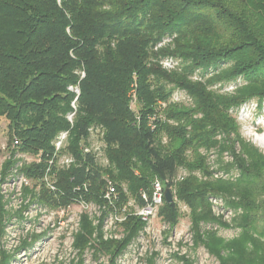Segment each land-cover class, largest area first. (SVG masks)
<instances>
[{
    "label": "trees",
    "instance_id": "obj_1",
    "mask_svg": "<svg viewBox=\"0 0 264 264\" xmlns=\"http://www.w3.org/2000/svg\"><path fill=\"white\" fill-rule=\"evenodd\" d=\"M168 58L179 71L162 69ZM196 72L209 77L192 81ZM219 83L234 89H209ZM69 86L80 90L72 127L65 118L74 99ZM168 87L184 91L192 107L168 103ZM252 100L264 102V0H0V117L8 144L17 138L22 152L48 153L55 135L69 130L76 152L88 127L102 126L115 172L96 171L86 156L80 170L60 175L65 197L99 204L103 175L131 195L154 177L167 180L178 204L164 203L158 217L173 230L179 204L187 207L193 246L218 264H264V155L241 138L233 115ZM211 156L217 172L236 177L213 180ZM182 169L200 178L175 181ZM29 171L23 169L27 177ZM84 183L88 190L71 193ZM211 197L240 212L230 241L203 229L228 227L214 217ZM41 199L49 196L43 191ZM2 207L0 199V215ZM120 226L121 239L98 233L92 240L95 229L83 215L75 247L113 264L144 224L131 217Z\"/></svg>",
    "mask_w": 264,
    "mask_h": 264
},
{
    "label": "rangeland",
    "instance_id": "obj_2",
    "mask_svg": "<svg viewBox=\"0 0 264 264\" xmlns=\"http://www.w3.org/2000/svg\"><path fill=\"white\" fill-rule=\"evenodd\" d=\"M167 44L165 42L164 45ZM160 65L167 72L173 70L177 72L180 67L179 64L174 69L166 70L161 63ZM195 74L196 77L191 78L192 81H200L201 77L205 79L209 77L197 72ZM220 86L219 83L209 89L216 90V92L217 90L218 92L230 91L229 85ZM167 90L171 92L168 103L175 104L181 109L192 107V100L184 91L175 87H168ZM135 100V97L131 99V107L134 111L137 110ZM164 108V106L161 107V111H164ZM233 115L239 125L241 138L264 155V142L259 140L260 137H264V102L248 101L234 110ZM159 116L160 113L157 117ZM12 148V144L7 142V122L0 117V199L3 206V213L0 215V264H76L80 260L83 264H111L108 257H101L95 261V256L89 248L80 252L75 247V238L81 232L83 215L87 216L95 229L90 239L94 240L98 233H101L104 239H109L105 238L103 228L100 227L101 218L105 212L104 203L101 200L99 204L92 201L86 202V204L91 203L96 206L88 211L87 208L82 207L81 215L75 216L79 208L78 202L84 200L79 194L77 197L70 195L68 198L65 197L69 193L61 189L60 186L64 181L61 180L60 175L68 170H55L52 173V179L47 178L49 185L54 187V190H51L44 180V174L34 173L32 165L22 167L26 170L31 169L27 172L29 177L23 173L22 168L17 169L20 174L29 179L30 185L16 191V187L12 186V182L17 179L12 173L16 165L13 161ZM208 161H210L208 167L209 172L213 174V180L226 181L234 177L232 172L226 176L223 173H217V164L212 165L216 163V158ZM182 170L187 172V176L194 175L200 178L198 172L189 173L186 169ZM42 176L43 179H41ZM108 177L111 179L110 176ZM43 191L49 196L47 202L41 199ZM64 198L66 201L62 202L61 199ZM215 198L220 199V197ZM209 203L213 206L212 202ZM217 203L225 211L232 212L231 216L226 218L222 214L216 216L211 210L214 217L227 224L228 227L206 225L203 229L215 231L218 237L230 241L238 236L239 231L233 227L232 221L240 212L235 213L229 209L222 199ZM67 207H69L67 211H60ZM188 214L187 207L184 211H180V218L173 230H170L169 225L161 219L156 220L155 225L160 229L157 238L153 239L146 234L137 237V234L113 264H218L217 260L211 257L203 247L193 246ZM107 235L121 239L124 235L123 227L117 226Z\"/></svg>",
    "mask_w": 264,
    "mask_h": 264
},
{
    "label": "built area",
    "instance_id": "obj_3",
    "mask_svg": "<svg viewBox=\"0 0 264 264\" xmlns=\"http://www.w3.org/2000/svg\"><path fill=\"white\" fill-rule=\"evenodd\" d=\"M168 43V40L163 41V43L159 44L157 48H160ZM177 60L168 58L161 62L163 68L166 70H171L177 67ZM80 78L84 77V73H79ZM196 77V76H194ZM193 77V78H194ZM229 92H231L234 88L229 86ZM68 91L74 94V99L72 100L70 107L71 111L66 115V120L69 122L72 127L74 117L77 111V100L80 94V90L78 86H69ZM135 96L132 95V98ZM165 107V104H158V107ZM132 109V107H131ZM151 130L154 129L152 125V121L150 120L149 125ZM13 149V161L15 162V169L13 170V177L17 179L12 182L13 188L16 187V191H20L22 187H27L30 185V181L28 178L23 176L18 172V168H22L23 165H32L33 170L37 169V167L41 166L38 169V172L44 174V180L47 182V185L51 190H54L52 185H49L47 178L52 179V173L55 170H80L83 163H85V157H89L90 165H93V169L96 171L106 172L114 170V167L111 165L107 155H106V143L104 141V128L99 125H91L87 129V135L80 141L78 144V149L76 152H71L69 147V130L61 131L55 135L53 140L51 141V150L48 153H43L39 151L36 154H29L22 152L20 149V142L17 138L13 139L12 142ZM214 157L211 156L209 159ZM226 161L227 157L224 158ZM210 162V161H209ZM213 165V163H212ZM89 168L88 165H86ZM24 168V167H23ZM22 168V169H23ZM220 174L221 172H217ZM234 173V177H236L237 173ZM137 174V172H136ZM217 176V174H215ZM228 174H224L226 176ZM18 176V177H17ZM109 175L102 176V192L100 194V199L104 203L103 208L106 211V216L103 220V231L105 238H113L119 239L116 236L107 235L108 232L114 230L117 226H120L124 223L128 218L136 217L140 219V221L144 224L143 228L138 232L137 237L140 235H150L153 239L157 238L158 233L160 231L159 228L156 227L155 222L159 220L158 217L159 211L163 204L165 203L164 192L168 189L171 193L172 203H177V199L174 195V192L171 190V187L167 186V180H161L157 177H154L148 188H140L135 195H131L127 187L124 183L118 184L114 180L108 177ZM187 176V172L182 170L178 172V175L175 178V181H182ZM233 177V178H234ZM43 179V176L42 178ZM74 179V176L71 177V181ZM120 187V190L118 189ZM80 189L88 190V184L84 183L81 186L72 187V193H78ZM123 197V198H122ZM83 201V200H81ZM217 201H221V199H217L215 197L209 198V202H212L213 206L212 210L214 214L217 216L222 214L223 217L228 218L231 216V211H225ZM93 204H86V202H78V210L75 216L79 217L82 213V207L87 208L86 210H92ZM69 207L66 209H61L60 211H67ZM180 211H184L185 206H181L179 204ZM167 228V227H163Z\"/></svg>",
    "mask_w": 264,
    "mask_h": 264
},
{
    "label": "water",
    "instance_id": "obj_4",
    "mask_svg": "<svg viewBox=\"0 0 264 264\" xmlns=\"http://www.w3.org/2000/svg\"><path fill=\"white\" fill-rule=\"evenodd\" d=\"M164 196H165V203L167 204L172 203L171 193L168 189L165 190Z\"/></svg>",
    "mask_w": 264,
    "mask_h": 264
},
{
    "label": "bare ground",
    "instance_id": "obj_5",
    "mask_svg": "<svg viewBox=\"0 0 264 264\" xmlns=\"http://www.w3.org/2000/svg\"><path fill=\"white\" fill-rule=\"evenodd\" d=\"M259 140H261L262 142H264V137H260Z\"/></svg>",
    "mask_w": 264,
    "mask_h": 264
}]
</instances>
